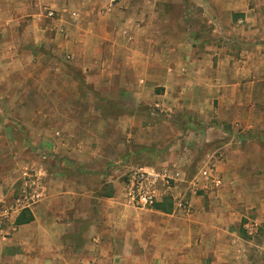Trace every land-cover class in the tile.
Instances as JSON below:
<instances>
[{"label": "rangeland", "instance_id": "1", "mask_svg": "<svg viewBox=\"0 0 264 264\" xmlns=\"http://www.w3.org/2000/svg\"><path fill=\"white\" fill-rule=\"evenodd\" d=\"M38 1L34 0L39 4L34 13L13 7L17 18L0 26V102L9 108L13 103L17 108L20 102L30 105L18 111L0 108V264H49L41 259L42 249L61 241L42 234L49 228L74 233L93 226V232L105 231V204L123 203L125 184L143 169L163 171L170 183L161 203L172 217L153 213L149 220L130 219L131 229L147 228L146 220L157 228L175 229V244L158 249L154 264H264V127L251 126L264 114L248 109L264 105V94L237 95L234 100L233 92L217 99L210 91L203 97L204 105L207 98H215L214 103L202 110H179L168 97L132 110L121 107L117 95L105 100L101 94L89 93L79 73V65H86L84 46L69 45L72 24L81 20L79 13L88 24L83 36L89 35L90 17L85 13L89 5H78L76 0ZM46 6L66 12H60V21L57 16L54 20L33 17ZM66 75L83 87L79 93ZM53 86L63 87L62 92L52 93ZM194 95L186 91L184 102L194 101ZM98 99L102 105L90 109ZM106 101H116V107ZM77 102L86 103V109L69 111L67 105ZM79 112L87 114L80 139H43L44 133L58 129L64 136L71 133L72 121L64 118L67 123L60 126L58 120ZM204 170L209 171L208 178L202 176ZM32 182L44 186L42 198L34 203L23 200V208L16 204L23 191H40L36 186L26 188ZM60 197L64 200L57 203ZM46 202L48 213H56L51 223L40 220L38 210ZM127 208L131 214L149 210ZM27 211L37 220L16 225V217H26ZM116 220L120 227L121 218ZM27 248L36 253L27 254ZM130 255L123 264H149L140 257L135 262L137 257ZM86 256L97 258L99 264L122 260V253ZM52 264L62 263L56 258Z\"/></svg>", "mask_w": 264, "mask_h": 264}, {"label": "crops", "instance_id": "2", "mask_svg": "<svg viewBox=\"0 0 264 264\" xmlns=\"http://www.w3.org/2000/svg\"><path fill=\"white\" fill-rule=\"evenodd\" d=\"M38 2L42 4L44 0ZM76 3L89 5L88 13L85 12L90 17L89 35L84 33L86 37L83 36V30L87 31L85 27L88 24L79 13L78 18L81 20L78 24H72L73 38L72 45H69L73 49L84 46L86 65H79V73L83 76V82L88 85L86 88L90 94H101L105 100L110 95H117L115 99L119 100L121 107L129 110L138 108L143 102L150 101L154 104L167 97L176 101L179 110L189 107L202 110L206 106L212 107L214 103L215 98H207L204 105L203 97L210 91L217 99L222 98L221 95L227 91L233 92L234 100L237 95L264 94V0H76ZM38 5L34 0H0V26L4 21L9 23L17 18L13 7L22 6L23 11L34 13L37 9L33 7ZM44 9L54 11L58 21L61 20V13L66 12L62 10L58 13L51 7H39L40 12L33 14V17L37 20L45 18L42 12ZM72 14L76 13L72 12L70 15ZM67 77L75 93H79L83 87L79 88L78 81ZM158 88L161 90L153 93ZM61 90L63 87L53 86L51 92L61 93ZM186 91L197 94L194 95V101L184 102ZM122 99L125 100L124 103L121 102ZM106 102L111 108L116 107V101L114 104ZM84 104L86 103H70L67 108L69 111L83 110L86 109ZM232 104L230 101L231 106ZM11 105L9 108L0 102L1 109L11 111L28 109L30 106L22 102L18 108L15 107L16 103ZM99 105H102L99 99L92 101L90 109H98ZM230 105L226 108L234 109ZM248 109L253 110L256 115L257 111L264 114V105H252ZM85 115L87 114L82 112L72 116L63 115L57 124L63 126L67 123L64 121L69 120L70 123L71 120L72 132L64 136L58 129L54 134L44 133L43 139H80L87 123ZM11 116L18 124L23 125L19 118ZM251 124L256 129L264 127V117L255 119ZM89 135L93 141L94 135ZM100 139L104 140L103 137ZM58 185L65 186L63 183ZM63 200L62 197L57 201L54 199L57 203H62ZM120 202L105 204V231L93 232V226L77 229L74 233L61 229L51 232V228L47 233L43 231V235L59 238L61 241H52V245L47 243L41 248L44 252L41 253L42 261L52 264L58 258L62 264H99L95 261L97 258H87L86 255L122 253L121 262L117 257L119 263L116 260L109 263L123 264L128 254L131 257L132 253L137 257L135 262L140 257L143 263L152 264L158 249H166L167 246L171 248L175 244L172 238L175 229L169 230L168 226L157 228L146 220L147 228L143 230L130 227L131 217L149 220L153 213L166 217L172 215L155 208L131 214V209ZM49 204L46 202V206L44 204L38 210L42 214L40 220L45 223L56 219L54 211L48 213ZM117 218H121L120 227L114 222ZM34 220L37 218L32 216L31 222L20 226L29 225ZM59 222L60 226L62 221ZM30 250L27 248L25 251L32 255L36 253L29 252ZM30 260L33 261L34 256ZM171 260L172 258L169 263Z\"/></svg>", "mask_w": 264, "mask_h": 264}, {"label": "built area", "instance_id": "3", "mask_svg": "<svg viewBox=\"0 0 264 264\" xmlns=\"http://www.w3.org/2000/svg\"><path fill=\"white\" fill-rule=\"evenodd\" d=\"M43 13L44 17L48 20H54L56 18L55 12L52 10L44 9ZM75 15L72 14L73 17ZM162 172L154 169H143L134 172L130 176V179H128V183L125 184L123 190V203L125 206L137 210H144L151 209L156 203L162 202L166 196V191L170 189L169 177ZM25 176L28 175L25 174ZM202 176H207L208 178L210 176L209 171L204 170ZM31 186H36L40 191L34 189L32 192H27L24 190L22 198L16 201L17 205L24 208L23 200H29L33 203L41 200L44 186L39 187L36 182H32L26 188L30 190Z\"/></svg>", "mask_w": 264, "mask_h": 264}, {"label": "trees", "instance_id": "4", "mask_svg": "<svg viewBox=\"0 0 264 264\" xmlns=\"http://www.w3.org/2000/svg\"><path fill=\"white\" fill-rule=\"evenodd\" d=\"M153 208H155L157 211H160L162 213H165V214H169L170 212L165 208L164 204L163 203H156ZM27 216L25 217V215L23 214H20L16 217L15 219V224L20 226V225H24V224H27L29 222H31L32 220V215L30 214L29 211H27Z\"/></svg>", "mask_w": 264, "mask_h": 264}]
</instances>
